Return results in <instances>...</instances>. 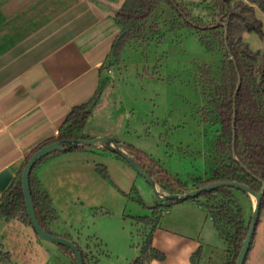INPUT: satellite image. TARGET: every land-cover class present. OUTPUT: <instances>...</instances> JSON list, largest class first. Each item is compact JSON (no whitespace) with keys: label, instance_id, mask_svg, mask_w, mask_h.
Instances as JSON below:
<instances>
[{"label":"crops","instance_id":"0c3cea01","mask_svg":"<svg viewBox=\"0 0 264 264\" xmlns=\"http://www.w3.org/2000/svg\"><path fill=\"white\" fill-rule=\"evenodd\" d=\"M123 2L0 0V171L8 168L15 178L30 154L58 135L72 106L95 98L104 77L109 82L98 94L92 116L81 133L88 138L115 136L127 152L125 145L133 143L119 132L147 128L146 122L134 114L132 125L122 121L110 127L89 124L94 119L93 109L111 102L108 95L114 85V68L104 72L103 66L122 29L115 16ZM135 40L131 43L136 44ZM128 115L130 112H125L123 117ZM202 133L204 147V129ZM102 147L95 144L94 148L52 153L34 169L57 211L54 223L59 222L58 231L48 227L75 242L84 253L93 240L98 245L113 246L119 264H132L140 251V246L132 245L138 230L134 217L139 216L134 197L138 187L147 184L127 161ZM97 165L106 167L109 179L98 172ZM213 167L205 163V178ZM193 182L192 177L188 190L195 187ZM158 203L156 200L151 207ZM4 223L27 232L24 242L34 246L35 254L45 251L47 258L57 260L54 264H72L59 246L28 234L31 225L18 218L0 217V224ZM210 225L214 226L211 215L198 199L163 207L152 232V246L163 252L164 258L149 259L145 264H194L193 255L198 248L203 250L202 236ZM2 234L1 248L14 262L15 252L7 249L8 238ZM93 262L94 258L87 259L85 254L84 264H98Z\"/></svg>","mask_w":264,"mask_h":264},{"label":"rangeland","instance_id":"374dc122","mask_svg":"<svg viewBox=\"0 0 264 264\" xmlns=\"http://www.w3.org/2000/svg\"><path fill=\"white\" fill-rule=\"evenodd\" d=\"M224 1L178 0V4L195 22L211 26L212 22L227 17ZM227 1L232 5L237 0ZM255 13L264 22V13L256 6ZM150 16L152 17L146 21L143 36L135 38L136 44L129 41L118 60L110 53L104 62V72L114 68L115 76L111 79V84L114 85L108 95L110 96L108 101L111 102L105 106L97 105L93 109L94 119H91L89 124L110 127L122 121L124 124L132 125L135 124V119L131 117L134 114L140 121L146 122L147 128L136 127L137 131L131 130L127 133L122 131L119 132L120 136L130 144L133 143L132 146L134 145L136 149L143 150L153 161L159 162L169 176L188 185L192 177L194 180L205 179L206 162L215 167L222 159L228 161V152H221L216 145L219 133L218 125L213 124L214 117L211 114L212 107L209 102L211 89L203 86L202 77L203 67L218 76L220 62L225 58L222 30L213 27L208 29L188 27L177 11L165 1L160 2ZM237 34L251 49L264 51V37L245 30L238 31ZM200 38L205 39L212 47L202 45ZM104 78L100 82L97 94L103 85L109 82L108 78ZM125 112H130V116L123 117ZM202 128L205 132L204 147ZM143 180L147 185L138 187V193L135 192L134 197L139 206L137 214L151 216V206L157 198L147 181ZM160 192L164 193L161 190ZM232 193L243 209L245 222H248L255 198L237 190H233ZM220 198H222L220 193L208 197L211 203ZM199 200L203 203L207 198L202 196ZM166 202L159 201L162 204ZM58 224V221L55 223L53 221L49 223V227L58 231ZM137 224L138 230L132 238L134 246L141 245L142 230L145 228L142 223ZM31 228L32 226L28 229V234L35 236L36 233ZM0 232L8 238L7 249L15 252L14 262L11 257L8 259L0 255V264L57 262L54 257L47 258L45 251L35 254L34 246L26 245L24 242L28 236L21 228L7 226L4 223L0 224ZM202 239L203 250L194 257V264H229V246L219 237L213 225L206 229ZM112 247L105 243L98 245L90 240L85 254L87 259L94 258L93 263L119 264ZM1 250L4 251L3 247ZM244 264H264V205L260 210L256 233Z\"/></svg>","mask_w":264,"mask_h":264},{"label":"trees","instance_id":"16d2710c","mask_svg":"<svg viewBox=\"0 0 264 264\" xmlns=\"http://www.w3.org/2000/svg\"><path fill=\"white\" fill-rule=\"evenodd\" d=\"M162 1L167 2L175 9L190 28L208 29L213 27L222 30L221 38L225 47V58L220 62L218 76L213 75L210 69L203 67L202 77L204 78L203 86L211 89L209 93L211 114L214 117L213 124L218 125L219 133L216 145L221 149V152H228V161L222 159L223 161L221 160L211 169L207 178L195 179L193 185L200 187L213 181L234 180L249 185L253 190L260 191L264 184V51L251 49L246 42L242 41L237 32L245 30L264 37V22L255 13V6L264 13V0H237L232 5H229L225 0L224 9L227 12V17L218 22H212L211 26L195 22L193 18L184 13L178 0H124L115 16L116 22L122 26V29L113 40L110 49L115 60L119 59L122 50L129 41L143 36L147 19ZM199 41L206 47H212L203 38H200ZM97 98L98 94L92 101L72 106L58 135L46 140L38 148L59 139L87 138L81 131L92 115V108ZM94 147L95 145L80 144L69 150ZM102 148L107 150L105 147ZM125 149L155 180L158 189H167L171 193L188 191L187 184L169 176L166 170L159 165V162L153 161L146 153L131 145H125ZM57 152L59 151L52 153ZM50 154L38 160L32 167L29 174V187L39 223L48 232L58 235L48 227L49 223L57 219V211L34 172L41 161ZM115 155L125 160L118 154ZM96 168L104 178L109 179L106 167L97 165ZM21 170L11 180L7 188L1 192L0 217L5 220L18 218L31 225L24 206L20 182ZM233 190L237 189L220 187L202 192L194 197L198 200L202 196L207 198V201L202 204L210 213L220 238L229 246V264H235L250 224V220L245 222L243 209L234 197ZM214 193L222 194V198L211 203L208 197ZM177 201L179 200H168L165 204H156L152 207L151 216L134 217L136 222L142 223L145 228L142 230L143 237L139 255L132 264H145L149 259L161 260L164 258V253L152 246V232L158 223L163 207ZM262 205H264V197H262L261 208ZM57 245L70 257L72 264H75L73 252L64 245ZM79 249L84 261L85 253L81 248ZM200 252L201 247L196 250L193 258ZM0 255L10 259L9 252L1 250V245Z\"/></svg>","mask_w":264,"mask_h":264},{"label":"water","instance_id":"95a60500","mask_svg":"<svg viewBox=\"0 0 264 264\" xmlns=\"http://www.w3.org/2000/svg\"><path fill=\"white\" fill-rule=\"evenodd\" d=\"M95 145L100 144L105 147L107 150L113 152L114 154H118L122 158H124L137 172L140 174L150 185L153 194L157 198L158 201H168V200H185L188 198H194L202 192H208L215 190L220 187H230L244 192L245 194L252 195L255 198V204L253 207V211L250 218V224L246 236L242 242L239 253L237 255L235 264H244L250 250L252 244V238L256 232V227L259 221V215L261 210L262 197H264V184H262V188L260 191H256L251 189V187L245 183L238 181H228V180H220L209 182L204 186L192 188L184 193H161L156 185L155 180L141 167V165L136 161V159L125 150H123L119 144L118 140L115 136H96L90 138H66L59 139L50 143H47L40 148L36 149L28 158L25 165L23 166L20 174V182L21 189L24 197V206L26 214L31 222V226L35 231L36 235L42 239L55 244H61L68 247L74 254L75 264H84L82 253L79 247L75 242L70 240L67 237L61 235H55L48 232L46 229L42 227L39 223L33 199L30 192L29 187V174L31 172L34 164L43 158L44 156L54 152V151H66L77 145ZM13 179V175L8 168H5L0 171V192H3L11 180Z\"/></svg>","mask_w":264,"mask_h":264}]
</instances>
